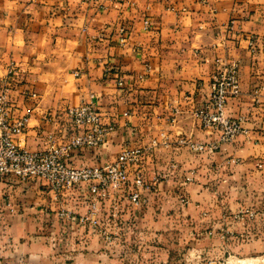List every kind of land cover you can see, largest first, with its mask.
I'll return each instance as SVG.
<instances>
[{
    "label": "crops",
    "instance_id": "crops-1",
    "mask_svg": "<svg viewBox=\"0 0 264 264\" xmlns=\"http://www.w3.org/2000/svg\"><path fill=\"white\" fill-rule=\"evenodd\" d=\"M233 61L242 93L228 100L227 113L242 117L244 130L214 149L179 143L180 136L216 139L193 111L214 74ZM4 84L17 111L30 114L21 139L31 148L64 128L61 109L94 100L114 129L99 148L75 151L76 165L113 161L125 147L150 145L163 128L171 142L145 160L149 178L169 175L145 191L134 226L113 241L60 214L86 212V188L57 199L40 179L7 175L0 261L46 264L76 253L98 264H134L140 256L167 264L173 246L224 250L242 261L264 257V170L256 165L264 157V89L255 93L264 84V0H0Z\"/></svg>",
    "mask_w": 264,
    "mask_h": 264
},
{
    "label": "built area",
    "instance_id": "built-area-1",
    "mask_svg": "<svg viewBox=\"0 0 264 264\" xmlns=\"http://www.w3.org/2000/svg\"><path fill=\"white\" fill-rule=\"evenodd\" d=\"M254 42L252 37L250 43L253 49ZM123 83L120 78L119 84ZM241 85L238 62L223 64L213 76L211 92L204 104L193 111L202 127L216 130V139L203 142L180 136L177 141L189 144L194 150H208L234 139L244 127L242 117L228 115L227 104L231 97L242 93ZM262 89L264 84L256 88V95ZM10 90L8 84L0 88V180L9 174L23 181L40 179L53 189L57 199L66 191L84 187L88 203L86 212L74 213L63 208L60 214L87 229L97 230L106 241L127 234L138 218L136 209L146 199L145 191L157 190L158 182L169 175L166 171L149 178L145 166L147 155L154 147L171 142L168 131L161 129L145 147L123 148L113 161L76 165L72 162L75 151L99 148L107 142L108 134L114 129L112 123L103 120L94 100H82L61 109L59 115L65 121L64 128L51 130L43 147L31 148L21 139L29 126L30 114L17 111ZM33 96H36L35 92ZM16 112L18 116L13 118ZM170 120L175 122L176 115ZM256 165L264 170V157L258 159ZM186 178L192 180L193 177L187 175Z\"/></svg>",
    "mask_w": 264,
    "mask_h": 264
},
{
    "label": "rangeland",
    "instance_id": "rangeland-1",
    "mask_svg": "<svg viewBox=\"0 0 264 264\" xmlns=\"http://www.w3.org/2000/svg\"><path fill=\"white\" fill-rule=\"evenodd\" d=\"M174 237H171L173 241ZM82 250V249H81ZM80 250V251H81ZM83 251V250H82ZM76 252V250L74 251ZM169 262L167 264H264V257H258V259H252L248 261H242L237 256H232L230 253H225L224 250H206L204 252L194 251L191 247H170L169 249ZM93 258V257H92ZM88 256L76 257V253L70 254L66 259L58 260L55 263L46 264H98L97 258L95 260H89ZM0 264H37L34 262H23L22 258H15L10 262L0 261ZM101 264H118L113 263L112 260H106ZM134 264H154L148 261V257H139Z\"/></svg>",
    "mask_w": 264,
    "mask_h": 264
}]
</instances>
